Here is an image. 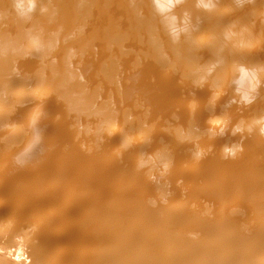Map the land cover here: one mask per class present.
<instances>
[{
    "label": "bare ground",
    "instance_id": "bare-ground-1",
    "mask_svg": "<svg viewBox=\"0 0 264 264\" xmlns=\"http://www.w3.org/2000/svg\"><path fill=\"white\" fill-rule=\"evenodd\" d=\"M0 264H264V0H0Z\"/></svg>",
    "mask_w": 264,
    "mask_h": 264
}]
</instances>
